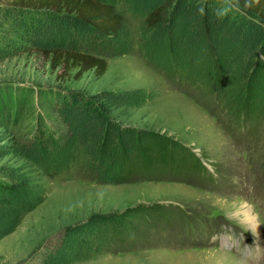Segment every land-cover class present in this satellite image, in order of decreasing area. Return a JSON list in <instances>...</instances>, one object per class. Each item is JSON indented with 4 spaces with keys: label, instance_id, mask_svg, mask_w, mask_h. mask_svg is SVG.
<instances>
[{
    "label": "rangeland",
    "instance_id": "1",
    "mask_svg": "<svg viewBox=\"0 0 264 264\" xmlns=\"http://www.w3.org/2000/svg\"><path fill=\"white\" fill-rule=\"evenodd\" d=\"M221 1L229 13L251 19ZM115 5L128 21L130 44L104 55L108 71L102 78L93 72L80 80L75 74L60 78L62 72H53L44 58L25 55L1 66L0 79H14L33 92L20 111L22 136L29 138L49 133L59 138L61 121L49 108L53 93L98 104L105 91L136 92L133 118L110 117L109 124L119 128L125 145L132 138H124L126 130L178 143L179 160L169 162L173 180L124 184L117 179L120 163L107 167L100 179L98 170L76 161L71 145L48 148L41 159L45 172L40 171L46 194L0 242V264H41L45 252L64 238L72 251L55 264H264V120L258 127L254 117L240 118L246 76L234 93L206 94L216 81L234 78L233 54L219 42L234 21L206 12L202 38L193 44L192 16L203 15V2L172 0L175 15L159 35L147 30L129 0ZM262 66L258 73L264 80ZM141 206L149 208L128 216Z\"/></svg>",
    "mask_w": 264,
    "mask_h": 264
},
{
    "label": "trees",
    "instance_id": "2",
    "mask_svg": "<svg viewBox=\"0 0 264 264\" xmlns=\"http://www.w3.org/2000/svg\"><path fill=\"white\" fill-rule=\"evenodd\" d=\"M194 1L203 2L204 6L203 15L199 11L192 16L195 27L188 37L190 43L202 38L200 25L209 20L206 12L212 11L214 17L223 14L234 21L229 29H223L219 38L220 45L226 42L233 54L230 72L234 78L229 82L216 81L206 94H217L220 98L225 91L234 93L240 88L241 78L246 76L239 115L244 119L254 117L259 127L264 120V80L258 73L264 64V0H228L251 19L237 11L229 13L221 0ZM129 6L140 12L144 26L152 34L160 33L169 16L175 15L174 11L170 12L172 0H129ZM207 38L211 40L209 33ZM129 39L128 21L115 0H0V67L15 58L35 55L44 58L53 72H62L60 78L75 74V79L80 80L89 72L102 78L108 71L104 55L121 51L130 44ZM253 56L257 62L251 67ZM32 94L27 86L14 79H0V242L43 201L46 188L41 159L47 155L48 148L59 150L71 145L76 161L82 167L98 170L100 179L106 178L107 167L120 163L117 179L124 184L144 179L173 180L169 162L179 160L178 143L163 135L144 133L143 137L126 130L129 132L123 133L124 138L129 134L132 138L125 145L122 133L117 134L119 128L109 124L110 117L133 118L140 99L136 92L105 91L97 99L98 104L76 97L60 99L53 93L49 108L61 121L59 138L49 133L31 139L22 136L20 111L22 102ZM128 150L133 155L126 156ZM118 154L126 158H118ZM144 208L149 206L132 208L128 216H135ZM111 228L115 231L119 227ZM67 240L61 239L57 246L47 250L41 264H55V259L72 251Z\"/></svg>",
    "mask_w": 264,
    "mask_h": 264
}]
</instances>
